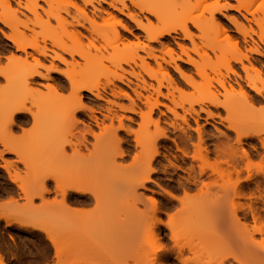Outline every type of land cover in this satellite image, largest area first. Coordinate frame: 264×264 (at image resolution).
Wrapping results in <instances>:
<instances>
[{"label":"bare ground","instance_id":"bare-ground-1","mask_svg":"<svg viewBox=\"0 0 264 264\" xmlns=\"http://www.w3.org/2000/svg\"><path fill=\"white\" fill-rule=\"evenodd\" d=\"M233 1L234 7L227 0H0V24L9 30L0 31V53L8 55L6 67L0 64L4 229L43 235L51 264H264V0ZM226 10L248 25L235 16L222 23L216 16ZM104 71L111 73L105 83L92 78ZM114 107L138 116L139 129L125 126L132 119ZM160 107L170 115L166 122ZM210 108L223 111L216 117L227 133L200 128L201 114L215 117ZM86 110L101 119L77 120ZM28 120L37 130L53 125L28 137ZM120 132L139 149L132 163ZM168 143L180 154L175 162L190 163L185 169L167 161L186 178L166 191L151 176ZM32 171L31 181H20ZM149 184L167 196V212L200 199L198 209L187 208L191 214L180 210L182 229L160 220L161 205L140 192ZM20 208L24 216L15 214Z\"/></svg>","mask_w":264,"mask_h":264},{"label":"rangeland","instance_id":"rangeland-1","mask_svg":"<svg viewBox=\"0 0 264 264\" xmlns=\"http://www.w3.org/2000/svg\"><path fill=\"white\" fill-rule=\"evenodd\" d=\"M21 1H23V0H21ZM75 1V0H74ZM40 3V5L41 6H44L41 2H39ZM222 3V2H221ZM227 3H228V5L230 4V6H232V7H234V6H236V2L235 1H233V0H227ZM260 3V1L258 2L257 1V3H254V5H253V8H254V6H257L258 4ZM103 6V5H102ZM45 7V6H44ZM104 7V6H103ZM105 8V7H104ZM256 8V7H255ZM254 8V9H255ZM224 16H226V17H233V16H235L234 18H238V20H241V22L242 23H244L245 24V22L244 21H242V19L240 18V16H238L237 15V13H235V11L233 12V10H226V11H222V15H217L216 16V18L218 19V20H220L222 23H225V19H224ZM194 17H195V14H194ZM246 17H248V20H250V22H248L249 23V25L251 26V27H253L254 28V26H253V24H252V21H251V16H249V15H246ZM240 18V19H239ZM246 26L248 25L247 23L245 24ZM231 29H232V27H231ZM233 30V29H232ZM0 31H1V33L3 34V35H7L8 33H9V30L6 28V27H4V26H2L1 24H0ZM131 31H132V34L133 35H138L139 34V32L138 31H135L134 30V28L132 29L131 28ZM138 32V33H137ZM192 32H194V34H197L195 31H193L192 30ZM0 33V41H3V35ZM125 34V33H124ZM127 38H129L128 40H132V41H134V39L130 36V35H128V34H126L125 35ZM253 37V36H252ZM253 39L254 40H256V37H253ZM177 43L178 44H180V45H183V46H186V47H190V44H189V42H187V41H182V40H177ZM149 47H151V48H153V49H157V48H159V46L157 45V44H150V46ZM3 56V57H2ZM6 56H8L7 54L5 55V53H0V57H1V65H2V67H6V64H7V62H6V60L4 59V57H6ZM67 60L69 59L68 57L66 58ZM261 60V62L264 64V58L263 59H260ZM56 64V67L59 69H63L64 67L61 65H59L57 62H55ZM46 64L48 65V63L46 62ZM58 64V65H57ZM177 65L179 66V67H181L182 69H183V67L185 68V65H183L182 63H180L179 61H177ZM125 69H128V68H125ZM167 70L170 72V74L172 75V77H175L176 78V80H179V78H178V75L175 73V72H173V70H171L169 67L167 68ZM184 70V69H183ZM113 71V69L111 68L110 69V72H112ZM110 72H107V71H104V72H100V73H98V74H95L92 78L93 79H98V81L101 83V84H103V83H105L106 82V80L108 79V78H110L111 77V73ZM177 75V76H176ZM51 77H56V75L54 74L53 75V73L51 74ZM178 78V79H177ZM128 79L130 80V82H131V84H133V83H136L135 82V80L134 79H132V78H129L128 77ZM132 79V80H131ZM38 83H41V84H45V82L44 81H38ZM5 83H4V81H3V79H0V85H4ZM116 84V86H118V87H124L122 84H120V83H115ZM132 87H133V85H131ZM134 88V87H133ZM123 89H125V87L123 88ZM127 91V90H126ZM129 94H130V96H131V98H133V95H132V93L130 92V91H127ZM164 94H165V90H163L162 91ZM188 92V93H187ZM191 91H186V93L189 95V98L187 99V100H193L194 98H192L191 96V94H192V92L190 93ZM87 96V95H86ZM84 97H85V94H84ZM107 97V96H106ZM108 98H110L109 96H108ZM179 98V97H178ZM110 99H112V98H110ZM160 101H163V103L165 104V105H167V106H170V104L168 103V101H165V100H160ZM84 104L89 108L90 106V108H93V105L94 104H91V103H89L88 102V100L87 99H84ZM120 104H123L124 106H127V101H120ZM102 105H104V103H102ZM263 105H259V107H262ZM171 107V106H170ZM258 107V106H257ZM94 109V108H93ZM113 109V111L115 110V112H116V114L117 115H120V116H124L125 118H130V119H132V121L130 122V121H128V120H125L124 121V125L125 126H127V127H129L133 132H135L134 130H138L139 129V127H138V124H139V126H140V124H141V122L139 121V118H138V116H136V115H132L131 113H126V112H121L120 110H118V109H116L115 107L114 108H112ZM197 109V108H196ZM259 109V108H258ZM160 110L162 111V112H164V113H166V115L165 116H162V119L163 118H165L164 120H165V122H166V116L169 118L170 117V115L165 111V109L164 108H161L160 107ZM211 112H213V114H216V115H214L215 117V119L213 118V119H207L206 117H205V115L204 114H201V116H200V118L202 119H200L199 120V124H200V128H202V130H203V128H204V132H210V133H212L213 132V134H218V133H220V132H224L223 134H225V132L227 133V130L225 129L226 128V126H222V125H225L224 123L223 124H221L219 121V118L218 117H216L218 114H219V112H217L216 113V111H214L213 109H209ZM95 111V110H94ZM179 112V111H178ZM223 111H220V113L221 114H219L218 116H224V113H222ZM86 113V114H85ZM95 113V112H94ZM93 113V115L91 114V112L89 111V110H86V111H84V112H82V114L81 115H77L76 116V119L77 120H80V121H86L87 120V117L88 116H95V117H97V118H99V119H101V116H100V114H97V113H95L94 114ZM121 113V114H120ZM180 113V112H179ZM102 114H105L104 112H102L101 113V115ZM156 115H154V119H156L157 117H159V113L156 111V113H155ZM85 115V116H84ZM263 117H264V115H262ZM86 118V119H85ZM206 118V119H205ZM57 119V118H56ZM55 119V120H56ZM84 119V120H83ZM55 120H54V123H55ZM59 121H61V120H63L61 117H60V119H58ZM57 120V121H58ZM203 120H205V121H203ZM206 120H207V123H206ZM214 122H213V121ZM29 122H27V124H26V126H24L23 127V131L25 132H23V131H20V130H17L18 131V133H24V135L25 136H28V137H30V135H32V136H34V134L36 135V134H39V132L41 133L42 131H43V133H44V131H46L47 132V130L49 131V129L52 127V125L53 124H50V125H47V126H45L46 127V129L45 130H43L42 128V130L40 129V128H38V130H40V131H38L37 130V128H35L34 127V125L32 124V121L31 120H28ZM58 121V122H59ZM128 124V125H127ZM191 124H193V123H191ZM203 124V125H202ZM33 125V126H32ZM194 125V124H193ZM193 125H191L192 127H193ZM195 127V126H194ZM214 127H215V130H217V131H215L214 130ZM26 128V129H25ZM47 128H49V129H47ZM226 130V131H225ZM37 131H38V133H37ZM94 131H96V132H98V130H96V129H94ZM45 132V133H46ZM120 135H119V138H123V139H125V140H128L129 141V145H123V147L125 148V149H127L128 150V152L130 153L129 155V157H128V159L127 160H129V161H131V159H132V156H134L135 154L136 155H138V153L140 154V152L138 151L137 152V150H139V149H134V143H133V137L132 136H129V137H127L123 132H120L119 133ZM25 136H23V137H25ZM27 137V138H28ZM170 137H172V135H170ZM26 138V139H27ZM234 142V141H233ZM211 143L213 144V143H215V141L213 142V141H210V142H208V144H210L211 145ZM250 142H245V141H243L242 142V147L244 148V149H249V146H248V144H249ZM128 144V143H127ZM231 144H233V143H231ZM163 145V144H162ZM172 146V147H171ZM247 146V147H246ZM164 148H165V150H161V156L156 160V163L153 165V167L155 168V170H156V173L155 174H153L152 176H151V179L154 181V182H156L157 184H159V186L160 187H164L165 189L164 190H166V187L167 186H170V189L172 190V188L174 187H176L177 188V182H176V180H180V178L182 179V178H186V174L184 173V172H182L181 170H177L176 168H174V171H173V167H169L168 166V162L167 161H170L171 163H173V164H175L174 166L175 167H179V168H183V166H184V164H179L178 162H175V157H177L178 155L180 156V154L178 153V152H176L175 151V149H174V147H173V145H172V143H168V144H165L164 145ZM1 149V148H0ZM210 149H212V147H210ZM167 151V152H166ZM174 151V152H173ZM134 152V153H133ZM170 152V153H169ZM169 154V155H168ZM171 154V155H170ZM162 155L164 156V157H162ZM178 156V157H179ZM2 157H3V159L4 160H7V161H13L14 160V157L13 156H11V155H7L6 156V154H3L2 155ZM166 157V158H165ZM126 160V164H129V161H127ZM173 160V161H172ZM131 163H132V161H131ZM158 163V164H157ZM160 163V164H159ZM187 164H185L186 166H184V168L186 169V168H188V166H189V163H190V161L188 160V162H186ZM180 165H181V167H180ZM0 166H3L2 165V162H1V160H0ZM168 166V168L165 170L164 169V167H167ZM21 166H19V168H20ZM172 168V169H171ZM21 169V168H20ZM164 171V172H163ZM35 172V173H34ZM32 171V172H23L21 175H20V181L21 182H23V181H25V182H27L29 179V181H31V179H33V177H34V175L37 173L36 171ZM158 172V173H157ZM28 179V180H27ZM6 180H7V177H6V175H5V173L3 172V171H1V169H0V201H4V200H6L7 198H8V196L6 195V190L8 189V187H7V185H6ZM27 180V181H26ZM28 181V182H29ZM24 183V182H23ZM49 185V187H51V183H48ZM152 185V184H151ZM176 185V186H175ZM148 187H147V189H148V191L147 190H142V191H140L144 196H147V197H152V198H154L160 205H161V208H162V210L161 211H163L161 214H160V220H162V222H167V221H169L170 219H173L174 220V225H175V227L177 226V228L178 229H182L183 228V226L185 225V217L183 216V219L179 216V214H181V212H180V210L182 211V210H185L186 212H184L185 214H188L189 212L188 211H192V212H194L193 210H190V209H188V211H187V208H189V206L190 207H192L193 205H198L199 204V202H200V199L198 198H193V199H190V198H192V197H190L189 199L190 200H188L187 199V201H185V203H184V201H182L183 202V204L182 203H176V205L175 206H177V205H179V204H182V205H179V206H177V208L175 209V212L173 213V212H171V211H168L167 212V210H166V197L163 195V192H161L160 190H158V188H156V187H153V185L152 186H150V184L149 185H147ZM150 189V190H149ZM5 190V191H4ZM157 190V191H156ZM167 190H169V187H167ZM166 190V191H167ZM157 192H159V194L157 193ZM161 193V194H160ZM174 193H176V195H178L180 198H181V196H182V194H181V192L180 191H174ZM164 196V197H163ZM52 197H53V195H48L46 198L48 199V201H51V199H52ZM186 200V199H185ZM201 200H202V198H201ZM198 203V204H197ZM201 203H202V201H201ZM35 206H40L39 204H40V202H38V201H35ZM185 206H186V208H185ZM21 207H22V205H21ZM184 207V208H183ZM193 208H195V206H193ZM196 209H198V208H195V210ZM177 212V213H176ZM18 213V214H17ZM184 213H183V215H184ZM15 214H17L18 216H24L25 215V210L24 209H19V210H17L16 211V213ZM177 214V215H176ZM189 214H191V213H189ZM182 220H181V219ZM180 219V221L178 222V220ZM16 228L14 227V226H12V227H9V228H6V229H4V226H3V224L2 223H0V254L2 255V257H3V262H4V264H51V262H50V260H48L47 261V257H49L48 255H45L46 253H49L48 251V249H49V244L45 241V240H43L44 238H43V235L41 236V234L40 235H26L25 233H23V231H21V230H18V229H16ZM160 231H162L163 232V234H167V232L165 231V229H164V227L162 226L161 227V230ZM21 232V233H20ZM40 236V237H39ZM43 240V241H42ZM166 242H165V244L166 245H170L169 244V242L167 243V239L165 240ZM44 243V245H43V243ZM48 244V245H47ZM48 247H47V246ZM155 246V245H154ZM158 246V245H157ZM44 247V248H43ZM156 247V246H155ZM46 249V250H45ZM42 253V254H41ZM45 253V254H44ZM43 255L42 256V258L44 257V259H42L41 258V256H39V255ZM50 257H51V253H50ZM194 256H192V257H190V262H196V257L195 258H193ZM45 258H47V259H45ZM41 259H42V262H41ZM38 261H40V263H38ZM131 261H129L128 262V264L130 263ZM132 263V262H131Z\"/></svg>","mask_w":264,"mask_h":264}]
</instances>
